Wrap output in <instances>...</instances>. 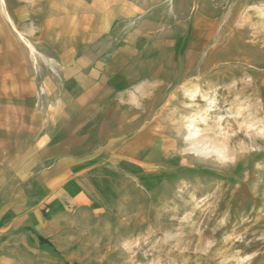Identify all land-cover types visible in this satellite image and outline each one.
<instances>
[{
    "label": "rangeland",
    "instance_id": "obj_1",
    "mask_svg": "<svg viewBox=\"0 0 264 264\" xmlns=\"http://www.w3.org/2000/svg\"><path fill=\"white\" fill-rule=\"evenodd\" d=\"M0 121V264H264V0H0Z\"/></svg>",
    "mask_w": 264,
    "mask_h": 264
},
{
    "label": "crops",
    "instance_id": "obj_2",
    "mask_svg": "<svg viewBox=\"0 0 264 264\" xmlns=\"http://www.w3.org/2000/svg\"><path fill=\"white\" fill-rule=\"evenodd\" d=\"M1 123V121H0ZM9 123V122H8ZM20 124L17 123L16 127L17 128V131L18 133L21 131L23 133V129L20 128ZM9 129H10V125L2 122V126H0V153H5L7 152V148L4 149L6 143L8 142V138H10L11 136L8 135L9 134ZM20 136V135H19ZM6 140V141H5ZM20 140V139H19ZM17 142V141H16ZM3 159V157H2ZM11 164V163H10ZM12 165V164H11ZM3 165L1 164L0 165V168L2 167ZM1 191V190H0ZM6 198V196L4 195L3 199ZM3 205H2V195L0 193V223H1V216L3 215ZM2 228V225L0 224V230Z\"/></svg>",
    "mask_w": 264,
    "mask_h": 264
}]
</instances>
